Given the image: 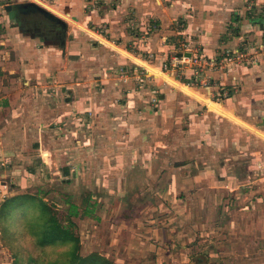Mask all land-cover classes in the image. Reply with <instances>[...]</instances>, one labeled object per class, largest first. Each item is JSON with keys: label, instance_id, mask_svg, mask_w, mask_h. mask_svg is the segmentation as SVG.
Listing matches in <instances>:
<instances>
[{"label": "crops", "instance_id": "obj_1", "mask_svg": "<svg viewBox=\"0 0 264 264\" xmlns=\"http://www.w3.org/2000/svg\"><path fill=\"white\" fill-rule=\"evenodd\" d=\"M16 2L48 8L66 23V29L63 34L39 28L25 32L13 17L16 5L7 12L2 10L6 3L0 2V204L5 196L53 182L50 175L70 179L79 153L90 152L97 139L127 136L135 118L139 124L141 116L133 108L137 98L130 92L134 81L119 76L121 68L140 70L153 82H162L158 86L170 99L164 120L195 122L188 123V137L215 135L216 123L228 121V126L232 122L236 131L244 133L238 135L240 141L264 142V51L253 54L255 43L264 49V0ZM174 37L182 44L181 51L192 56L209 58L227 49L245 48L260 63L209 71L208 85L194 88L175 76L177 70L191 78V68L182 62L177 69L162 70L161 65L180 54L173 47ZM150 68L162 70L170 80H159ZM101 73L106 87L95 83ZM103 93L106 101L101 102ZM119 93L127 98L116 105L113 97ZM221 93L228 97L219 100ZM247 148L246 142L240 147ZM185 155L184 147L181 157ZM192 157L196 167L182 166L178 177L186 200L189 192L206 186L208 180L219 182L220 187L233 185L235 176L228 174L226 166L218 176L215 172L223 165L207 162L202 166L201 154ZM184 170L188 171L183 175ZM9 185L18 187L8 189Z\"/></svg>", "mask_w": 264, "mask_h": 264}, {"label": "rangeland", "instance_id": "obj_2", "mask_svg": "<svg viewBox=\"0 0 264 264\" xmlns=\"http://www.w3.org/2000/svg\"><path fill=\"white\" fill-rule=\"evenodd\" d=\"M0 2L17 3L16 0ZM2 10L7 11L5 7ZM18 26L25 32H35L26 25ZM174 39V49L183 55L173 51L171 54L175 55L169 61L182 62L193 72L187 78L184 72L175 70L176 78L194 88L207 86L201 82L204 78L209 80L207 73L214 70L196 74L192 60L185 58L188 57L185 53L190 51H181L182 44L178 45ZM254 47L253 54L264 51L256 43ZM244 49L241 51L246 56L237 53L234 63L222 71L253 65L249 58L253 54L249 56V50ZM169 61L161 65L164 72L179 68L165 69ZM255 61L260 63L259 58ZM150 70L159 80H170L162 70ZM118 72L119 76L134 81L130 92L137 98L133 108L141 116L139 124L136 125L135 118L130 122L127 136L97 139L90 152L79 153L70 179L53 174L49 176L55 179L53 182L27 187L24 192L34 193L32 196L37 201L44 200L51 208L50 214L79 237L82 256L98 253L114 264H264V142L257 138L240 141L238 135L244 133L236 131L232 122L228 126V121L216 123L219 134L203 133L198 139L188 137V123L195 125V122L187 123L182 118L171 123L164 120L163 113L169 109L167 93L158 86L162 82H153L152 77L140 70L131 72L121 68ZM103 77L106 78L101 73L95 83L103 84ZM147 92L153 96L145 95ZM120 93L113 97L116 105L127 98ZM227 97L225 93L219 94V100ZM102 101H106L104 93ZM244 142L248 144L246 151L240 149ZM109 145V150L105 149ZM184 147L186 155L181 157ZM195 153L203 156L199 161L202 166L207 162L223 165L216 175L226 166L228 174L235 176L233 185L220 187L219 182H209L207 177L206 186L189 192L186 200L178 177L182 166L190 163L196 167V159L192 157ZM11 187L18 186L7 188ZM73 205L79 209L78 214H74ZM34 209L37 219L32 217L25 226H12L7 235L0 221V264H16L17 260L21 264L66 262L69 244L45 247L36 244L38 228L30 224L38 223L41 216L39 205ZM18 214H14V220L21 217Z\"/></svg>", "mask_w": 264, "mask_h": 264}, {"label": "trees", "instance_id": "obj_3", "mask_svg": "<svg viewBox=\"0 0 264 264\" xmlns=\"http://www.w3.org/2000/svg\"><path fill=\"white\" fill-rule=\"evenodd\" d=\"M26 4L27 2L16 4V8L13 11V17L18 18L21 26L26 25L28 29L35 31L39 28L40 31L42 30L41 32L52 31L53 33H64L66 23L62 19L47 11V9L44 12L39 10L35 4H29L27 6ZM37 202L39 203L37 204ZM35 205H39L38 213L41 218L38 223L33 222L30 226L38 228L35 232L36 244L38 246L45 247L47 245L69 244L70 249L66 252L68 258L63 264H114L98 253L82 256L79 252V237L70 228L64 226L55 215L50 214L51 208L44 200L40 199V201H37L30 193L9 196L2 203L0 208V221H2L1 224L4 233L7 235L9 228L12 226H25L26 222L30 223L32 217H36L37 219V215L35 216L34 212L37 209H34ZM72 207L74 214H78L79 209L77 206L73 205ZM17 213L20 214L21 219L14 220L13 216ZM85 213L88 212L85 211ZM42 218L43 221H41ZM30 262H32V258H30ZM16 264H21V261L17 260Z\"/></svg>", "mask_w": 264, "mask_h": 264}, {"label": "built area", "instance_id": "obj_4", "mask_svg": "<svg viewBox=\"0 0 264 264\" xmlns=\"http://www.w3.org/2000/svg\"><path fill=\"white\" fill-rule=\"evenodd\" d=\"M45 1H54V0H45ZM239 54V56H244L245 53L241 51L240 48L231 50L227 49L224 52L218 54L214 57H206L203 54H196L194 56L191 55V57H185L190 60H192L193 65L196 69V74H199L206 69H213V70H225L226 67H228L229 64L234 63V58H237L236 54ZM246 56V55H245ZM250 58V57H249ZM250 61L255 64V58H251ZM247 64V63H246ZM251 64V63H249ZM178 66L177 62L175 64L169 63L165 64V69H173L174 67ZM228 69V68H227ZM144 73V72H143ZM203 85H207L209 83V80H206L205 78L201 82Z\"/></svg>", "mask_w": 264, "mask_h": 264}, {"label": "water", "instance_id": "obj_5", "mask_svg": "<svg viewBox=\"0 0 264 264\" xmlns=\"http://www.w3.org/2000/svg\"><path fill=\"white\" fill-rule=\"evenodd\" d=\"M29 4H35V5L38 7L39 10L46 12V9H45V8H43L42 6H40V5L36 4V3H33V2H27L26 6L29 5ZM5 9H6L8 12L12 11V5H11V4L6 5V6H5ZM47 11H48V10H47ZM179 55L182 56L183 54L180 53ZM185 55L188 56V57H190L192 54H191L190 52H186Z\"/></svg>", "mask_w": 264, "mask_h": 264}]
</instances>
